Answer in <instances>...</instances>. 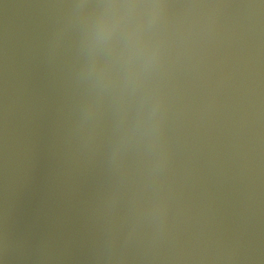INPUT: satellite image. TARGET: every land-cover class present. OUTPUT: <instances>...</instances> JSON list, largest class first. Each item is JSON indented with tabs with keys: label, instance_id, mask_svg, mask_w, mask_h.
<instances>
[{
	"label": "water",
	"instance_id": "obj_1",
	"mask_svg": "<svg viewBox=\"0 0 264 264\" xmlns=\"http://www.w3.org/2000/svg\"><path fill=\"white\" fill-rule=\"evenodd\" d=\"M0 264H264V0H0Z\"/></svg>",
	"mask_w": 264,
	"mask_h": 264
}]
</instances>
